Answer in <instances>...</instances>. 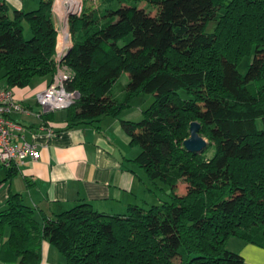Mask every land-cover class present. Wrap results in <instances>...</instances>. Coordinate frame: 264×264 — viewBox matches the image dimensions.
<instances>
[{"label":"trees","instance_id":"obj_1","mask_svg":"<svg viewBox=\"0 0 264 264\" xmlns=\"http://www.w3.org/2000/svg\"><path fill=\"white\" fill-rule=\"evenodd\" d=\"M54 3L23 11L0 0L3 87L24 88L67 67V88L79 93L65 109L71 125L118 117L135 97L153 94L143 119L121 120L141 147L127 161L172 199L162 194L125 214L80 203L54 216L40 210L38 219L11 193L0 212V234L10 231L1 259L39 264L48 241L66 264H247L228 242L264 248V0H85L70 17L73 45L61 63ZM250 56L243 74L238 65ZM123 73L130 81L120 95L114 87ZM194 121L208 140L201 152L184 144ZM17 172L8 169L6 179Z\"/></svg>","mask_w":264,"mask_h":264},{"label":"crops","instance_id":"obj_2","mask_svg":"<svg viewBox=\"0 0 264 264\" xmlns=\"http://www.w3.org/2000/svg\"><path fill=\"white\" fill-rule=\"evenodd\" d=\"M6 1L12 10L33 11L42 0ZM61 6L65 10L63 1L56 0L57 52L62 48L61 42L67 43V19L56 13L57 8L63 14ZM72 45L70 35L69 48ZM52 80V75L36 77L27 87L14 88L17 99L28 111L15 113L13 119L25 127L26 139L39 147L40 158L27 159L11 179H6L8 169L0 166V212L7 207L11 193L21 194L25 203L36 209L38 219L40 210L54 216L80 203H90L108 214H125L132 204L150 207L160 202L162 194L156 191L144 170L127 161L141 152L131 147V138L121 123L123 119H133L122 112L118 117L105 115L96 122L71 125L65 110L44 116L37 96ZM5 85V79H1L0 87ZM9 235V229L0 234V264H22L1 259L2 245ZM243 241L238 249L228 248L240 253L247 264H264V248ZM39 264H66V258L44 241Z\"/></svg>","mask_w":264,"mask_h":264},{"label":"built area","instance_id":"obj_3","mask_svg":"<svg viewBox=\"0 0 264 264\" xmlns=\"http://www.w3.org/2000/svg\"><path fill=\"white\" fill-rule=\"evenodd\" d=\"M69 36L67 43L57 52L59 63L69 50ZM73 72L59 64V69L53 76L51 84L37 96L41 112H54L69 108L79 98L77 91L67 88ZM28 110L19 102L14 88L0 87V166L10 169L25 163L27 159L39 160V147L25 137V127L13 119L15 113H26Z\"/></svg>","mask_w":264,"mask_h":264},{"label":"rangeland","instance_id":"obj_4","mask_svg":"<svg viewBox=\"0 0 264 264\" xmlns=\"http://www.w3.org/2000/svg\"><path fill=\"white\" fill-rule=\"evenodd\" d=\"M84 1L85 0H79V7L77 9H75V10H72V11H76L79 8H81L79 11H77V13L80 14L82 12V10H83V7H84ZM86 1H88V3L90 5H92V6L100 5V0H86ZM141 4L143 6H145V7H147V9L152 10L153 13L156 11V8L153 5H150L147 2H145V1L141 2ZM61 10H62L63 14H61V12L59 10H57V8H56V13H57V16H58V14H60V16L64 20L67 19V21H66L67 22V33L66 34H67V36L70 37V35L72 36V32H71V29H70V23H69L71 15L67 14V16H66V11L64 10V7H62V6H61ZM215 27H216V23L215 22L210 23V25L208 27V31L209 32H213L215 30ZM253 57L254 56L245 57L239 63L238 67H239V70L241 71V73H243V74L247 73L248 65H249L250 61L253 59ZM129 81H130L129 74L128 73H123L121 78H120V80H119V82L114 87V93H117V94L121 95V93L124 92V90L126 88V85L129 83ZM154 101H155V96L153 94L142 93V94H140L139 96H137V97H135L133 99L131 107L125 109L123 111L122 115L126 116L128 118H131L134 121H140L141 119L144 118L143 111L146 108L150 107L153 104ZM258 125L260 126V128H263V122L261 120L258 121ZM131 147L132 148H136V151L138 149H141V147L138 146V145H131ZM143 173L146 175V177H148V175H147V173L145 171H143ZM156 191H157V189H156ZM186 191H187V184L184 183V182H181L180 185H179L178 192L185 193ZM157 192L160 193V194L165 195L166 196L165 198L168 197V200L172 199L171 196L169 195V193H170V189L169 188H167V190H165V191L164 190H158ZM167 192H168V194H167ZM242 241H243V239H241L239 237H232L230 239V242H228L229 243L228 246L231 249L232 248L233 249H238L239 244H241Z\"/></svg>","mask_w":264,"mask_h":264},{"label":"water","instance_id":"obj_5","mask_svg":"<svg viewBox=\"0 0 264 264\" xmlns=\"http://www.w3.org/2000/svg\"><path fill=\"white\" fill-rule=\"evenodd\" d=\"M76 14H79V13L73 12L70 15L72 16ZM200 130H201V123L198 121H194L191 124V135L184 142L188 150L192 152H201L208 146V141L200 134Z\"/></svg>","mask_w":264,"mask_h":264},{"label":"bare ground","instance_id":"obj_6","mask_svg":"<svg viewBox=\"0 0 264 264\" xmlns=\"http://www.w3.org/2000/svg\"><path fill=\"white\" fill-rule=\"evenodd\" d=\"M62 1H63L64 6H65L66 15L67 14L70 15L71 13L77 12L80 10V8H79L76 11H72V10H75L79 7V0H62Z\"/></svg>","mask_w":264,"mask_h":264}]
</instances>
